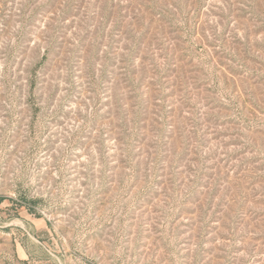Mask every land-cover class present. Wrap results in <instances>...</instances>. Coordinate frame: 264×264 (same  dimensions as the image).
Returning a JSON list of instances; mask_svg holds the SVG:
<instances>
[{
  "label": "rangeland",
  "instance_id": "obj_1",
  "mask_svg": "<svg viewBox=\"0 0 264 264\" xmlns=\"http://www.w3.org/2000/svg\"><path fill=\"white\" fill-rule=\"evenodd\" d=\"M0 264H264V0H0Z\"/></svg>",
  "mask_w": 264,
  "mask_h": 264
}]
</instances>
